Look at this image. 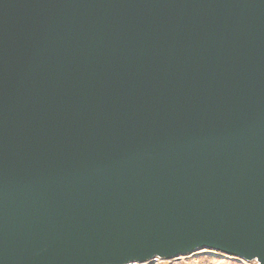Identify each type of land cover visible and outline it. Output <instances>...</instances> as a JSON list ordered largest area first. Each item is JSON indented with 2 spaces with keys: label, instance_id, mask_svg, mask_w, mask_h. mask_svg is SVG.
<instances>
[{
  "label": "water",
  "instance_id": "1",
  "mask_svg": "<svg viewBox=\"0 0 264 264\" xmlns=\"http://www.w3.org/2000/svg\"><path fill=\"white\" fill-rule=\"evenodd\" d=\"M199 249L264 264V0H0V264Z\"/></svg>",
  "mask_w": 264,
  "mask_h": 264
},
{
  "label": "rangeland",
  "instance_id": "2",
  "mask_svg": "<svg viewBox=\"0 0 264 264\" xmlns=\"http://www.w3.org/2000/svg\"><path fill=\"white\" fill-rule=\"evenodd\" d=\"M148 264V263H145ZM154 264V262H152ZM156 264H257L255 261L244 262L242 260L227 257L220 253L207 249H199L188 256H177L173 259L157 260Z\"/></svg>",
  "mask_w": 264,
  "mask_h": 264
},
{
  "label": "snow or ice",
  "instance_id": "3",
  "mask_svg": "<svg viewBox=\"0 0 264 264\" xmlns=\"http://www.w3.org/2000/svg\"><path fill=\"white\" fill-rule=\"evenodd\" d=\"M164 260V261H167V260H170L172 258H167L161 254H154L153 256H151L149 259H145L144 261H147L148 264H152V262H154V264H156V261L157 260Z\"/></svg>",
  "mask_w": 264,
  "mask_h": 264
}]
</instances>
